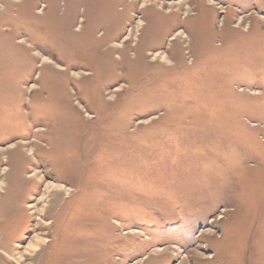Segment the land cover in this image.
<instances>
[{
    "label": "rangeland",
    "instance_id": "374dc122",
    "mask_svg": "<svg viewBox=\"0 0 264 264\" xmlns=\"http://www.w3.org/2000/svg\"><path fill=\"white\" fill-rule=\"evenodd\" d=\"M0 264H264V0H0Z\"/></svg>",
    "mask_w": 264,
    "mask_h": 264
}]
</instances>
